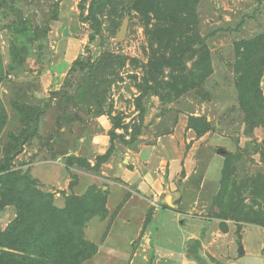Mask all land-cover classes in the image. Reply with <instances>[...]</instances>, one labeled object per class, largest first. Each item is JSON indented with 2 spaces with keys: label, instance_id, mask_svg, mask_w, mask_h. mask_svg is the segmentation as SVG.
<instances>
[{
  "label": "rangeland",
  "instance_id": "rangeland-1",
  "mask_svg": "<svg viewBox=\"0 0 264 264\" xmlns=\"http://www.w3.org/2000/svg\"><path fill=\"white\" fill-rule=\"evenodd\" d=\"M0 1V199L33 210L7 264H260L264 62L242 102L238 45L264 52V0H104L101 27L95 0Z\"/></svg>",
  "mask_w": 264,
  "mask_h": 264
},
{
  "label": "trees",
  "instance_id": "trees-1",
  "mask_svg": "<svg viewBox=\"0 0 264 264\" xmlns=\"http://www.w3.org/2000/svg\"><path fill=\"white\" fill-rule=\"evenodd\" d=\"M99 1H103L104 0H95L93 2V5L91 6L90 10H89V15L86 17V19L90 20L91 23L93 24L94 27H101L102 23L101 21H99L97 19L96 13H95V7L98 4ZM195 3V1L193 2ZM2 5V2L0 1V7ZM192 8V6H191ZM192 10V9H191ZM191 24L194 26V29H197V17L195 15V12L192 11L191 12ZM190 42L192 44L196 43V44H201L203 45V39L198 35V33H194V36L191 38ZM190 43V44H191ZM251 42L249 41H245V42H241L238 45V51L239 54H241V60L240 63H242V65L246 64V69L245 72L241 75L240 77V89H241V99L242 102H248L249 100H251V95H256L257 94V98H259V87L257 85V81L259 79V74H257V72L254 71V69L252 70V66L251 64L254 61V68L255 65H257L259 62H264V52H260L259 53V46H255L253 47L251 44ZM242 49V50H241ZM199 50L194 49L193 47L190 48L189 52H193L196 53ZM258 52V56L256 58V53ZM255 53V54H253ZM1 65V62H0ZM77 65H80V69H85L86 67H88L87 64L83 63V62H78ZM75 69V68H74ZM73 69V71H74ZM207 69H205L206 71ZM0 74H1V68H0ZM1 77V76H0ZM262 101V99H261ZM259 105H261V102L257 100L256 104H252L251 106H249V108H251L253 111H255L256 113L259 112L258 111V107ZM26 111H28L27 113L23 114V120L25 122V124L27 126H29V129L31 127H33L32 123L34 122V115L31 113V110L26 109ZM29 113V114H28ZM38 123L36 122V125ZM35 129H38V125L35 127ZM31 133H27V131H24L19 137L14 136V138H16V143L20 142V141H27L29 140V135ZM105 159V157H104ZM6 167V166H4ZM0 171H2V168H0ZM14 189H12L9 193H4L2 194L3 198L0 199V210H4L7 206L9 205H14L16 206L17 209V217L8 225V227L0 233V247L5 246L9 243V239L15 234V232L18 230V226L22 225L23 222H25L27 219V214L30 212V208H27L26 206H24L22 204V202H20V198H16L17 196H14ZM31 212H33V210H31ZM37 214V213H36ZM66 216H63V218H65ZM56 235V231L54 232ZM35 236V235H34ZM57 236V235H56ZM38 237L35 236V240L32 241L31 244H35L38 245ZM33 246V245H32ZM31 246V247H32ZM30 255V256H29ZM11 255L8 252H2L0 253V264H7L10 260ZM27 257L29 259V261H34L36 259L31 258V254L27 252ZM28 259H24L25 261L29 262ZM33 264H36V262H33Z\"/></svg>",
  "mask_w": 264,
  "mask_h": 264
},
{
  "label": "crops",
  "instance_id": "crops-1",
  "mask_svg": "<svg viewBox=\"0 0 264 264\" xmlns=\"http://www.w3.org/2000/svg\"><path fill=\"white\" fill-rule=\"evenodd\" d=\"M169 198H172V197H169ZM168 201L170 202V199H168ZM247 234H248L249 238L250 237L261 238V242H260V245H259L260 248L259 249L256 248L254 246V243H253L254 241H253L252 242V246H248L246 244H243L244 245V246L242 245V247H243L242 251L243 252L242 253L240 252V254H243V253L245 254V252L247 253L248 250H249L250 254H252L254 256H257V257H260V259H261V263L260 264H264V261H263V259L261 257V253H260V249L263 248V246H264V229H261V228L257 227V228L249 230ZM239 251H240V249H239Z\"/></svg>",
  "mask_w": 264,
  "mask_h": 264
},
{
  "label": "water",
  "instance_id": "water-1",
  "mask_svg": "<svg viewBox=\"0 0 264 264\" xmlns=\"http://www.w3.org/2000/svg\"><path fill=\"white\" fill-rule=\"evenodd\" d=\"M128 28H129V17H126L123 21V24L120 28V30L117 32L116 34V40L117 41H124L126 39V36H127V32H128ZM28 67V66H27ZM138 142H134L132 145H131V148L134 149L136 148ZM225 151L222 150L221 148L219 149V153H224Z\"/></svg>",
  "mask_w": 264,
  "mask_h": 264
}]
</instances>
